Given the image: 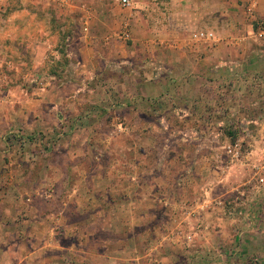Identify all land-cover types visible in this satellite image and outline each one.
Here are the masks:
<instances>
[{
  "label": "crops",
  "instance_id": "crops-1",
  "mask_svg": "<svg viewBox=\"0 0 264 264\" xmlns=\"http://www.w3.org/2000/svg\"><path fill=\"white\" fill-rule=\"evenodd\" d=\"M131 1L132 6H124L121 0H22L29 16L35 11L33 4L50 9L51 22L55 23L56 16H64L68 22L66 30L51 29L55 35L52 36L48 29H41V18L35 15L31 23L37 22L39 29L26 28L23 57L10 60L15 57L14 53L0 48V66L8 72L6 76L10 79L19 72L17 76L25 78L27 83L24 86L32 93L28 100L41 105V113H47L43 105L49 102L44 94L49 86L56 88L57 85L66 87L69 84L70 87L88 89L85 103L70 101L76 108H89L87 115L74 118L110 116L115 121H123L125 125L118 123L117 130L124 135H170L171 121L176 119L195 121L199 126V131L190 125L191 128L184 132L199 136L198 154L190 155L189 150L168 144L162 148V151H168L167 158L163 163L158 159V164L152 168L154 171L158 165L162 169H182L177 173L180 180L173 185L166 183L169 188L164 189L165 199L177 193L185 195L182 181L187 177L191 179L196 164H210L215 169L217 177L212 183L223 186L219 196L212 199L200 192L203 196L199 197L201 202L187 205L180 213L179 221L183 222L179 224L184 227L183 231H186L188 223L202 221L197 225L198 230L187 233L184 240L168 233L166 241L157 242L158 245L164 243L175 253L173 257L164 255L163 250L155 256L148 251L135 258H120L99 249V254L95 253L89 264H100V259L105 260V264H115L119 258L130 264H264V185L254 178L264 163L252 162L247 166L249 163L245 161L246 157L253 156L255 146L264 148V124L255 132L250 148L237 159L227 157L224 160L221 156L219 159L211 151L218 144L207 143L209 137L222 133L218 129L224 121L243 118L241 114L247 105H264V39L257 36V25L245 11L246 0ZM256 15L264 17V0H260ZM11 22L18 24L17 21ZM198 31L211 32L214 36L196 39L193 34ZM68 38L75 46L77 44V51L53 47L54 39ZM13 39L19 47L18 38ZM56 44L58 46V42ZM50 51L58 53L55 64L64 62L68 68L56 69L48 75L47 69L53 64ZM83 72L84 79H80ZM66 73L67 77L64 76ZM52 102L54 109L59 106L58 99ZM119 110H125L126 114L119 113ZM26 114L35 116L40 113L30 110ZM257 117L264 119V109ZM131 121L138 122L130 125ZM149 121H154L162 131L151 128ZM202 121H210L206 127L211 124L209 126L213 129H203ZM94 128L89 129V133L94 132ZM226 145H221L225 152ZM152 150L158 149L149 148L148 151ZM236 163H246L244 165L250 171L246 180H254V184L245 186L243 182L232 187L231 191L226 180L233 168L231 166ZM186 169H189L188 173ZM138 179L142 181L143 175ZM230 192L235 193L241 204V208L233 204L232 212L227 207L231 202L227 199ZM217 209L220 212H216ZM213 212H216L215 221L218 219L215 225H219L213 228L218 238L211 243L196 238V233L209 228L201 216L212 215ZM173 213L179 215L175 210ZM45 215L47 220L50 214L45 212ZM233 217H237L235 226L228 228L230 219L235 220ZM53 229L48 227L49 232ZM33 230L31 225L26 229L28 233ZM15 242L4 247L8 264H16L21 259V241ZM157 244L151 249L158 248ZM33 245L32 241L27 244L30 255L38 249L47 252L54 246L62 248L50 241L43 242L38 249ZM177 253L179 258H176ZM56 264L61 262L57 260Z\"/></svg>",
  "mask_w": 264,
  "mask_h": 264
},
{
  "label": "rangeland",
  "instance_id": "rangeland-1",
  "mask_svg": "<svg viewBox=\"0 0 264 264\" xmlns=\"http://www.w3.org/2000/svg\"><path fill=\"white\" fill-rule=\"evenodd\" d=\"M33 5L35 11L29 16L22 0H0V48L14 53L15 57L10 60L23 57L24 42H27L24 39L26 28L32 26L39 29L37 22L31 23L33 16L41 18V29H48L52 36L51 29L54 31L58 28L60 32L66 30L68 22L64 16H56L55 23L51 22L50 9L43 8L41 4ZM11 21H17L18 24ZM15 37L19 40V47L13 39ZM52 42L56 49L77 51V44L75 46L71 38L54 39ZM57 54L55 51L49 53L53 64L47 69L48 75L56 69L64 70L67 66L64 62L55 64ZM7 73L0 66V264H8L4 247L15 241H21L22 244L21 259L16 264H56L57 260L61 264H89L91 257L95 253L99 254V249L120 258H135L148 251L153 253L151 256H155L163 250L164 255L173 257L175 253L164 243L158 245L157 242L166 241L168 233L184 240L187 233L198 230L202 221L196 216L199 222L188 223L186 231H183L184 227L179 224L183 222L179 221L180 213L187 205L201 202L200 192L214 199L222 192L223 186L221 183H212L217 173L210 164H196L191 179L187 177V180L182 181L185 195L177 193L165 199L164 189L169 188L166 183L173 185L180 180L177 173L182 169L173 167L168 170L158 165L156 170L152 168L155 163L158 164V159L163 163L167 158L168 151H162V148L168 144L180 150H189L190 155L198 154L199 136L184 134L191 128L190 125L199 131L198 124L176 119L171 121L170 135H124L117 130L118 123L123 121H115L110 116L74 118L76 115H87L89 108H76L70 101L74 99L85 103L88 89L70 87L66 83V87L60 85L61 88L58 85L56 88L49 86L44 93L49 102L43 105L48 114L41 113V105L28 100L32 93L24 86L27 83L25 78H19L18 72L9 79ZM79 78L84 79V72ZM56 99L59 106L54 109L52 101ZM245 109L241 114L243 118L224 121L218 129L222 133L208 138L209 145L218 144L211 151L219 159L220 156L224 160L230 157L221 147L231 141L228 129L238 131L239 127L242 128L237 138H241L244 153L250 148L258 127L264 124L262 117L255 118L263 111V104H250ZM30 110L41 115L29 116L26 113ZM119 113L126 114L125 110H119ZM137 122L131 121L129 124ZM149 122L156 131L162 129L154 121ZM209 122H201L203 129H213L209 126L211 124L206 127ZM92 128L94 132L89 133ZM149 148L158 150L148 151ZM254 149L253 156L245 158L246 163H249H244L247 166H251L252 162L264 163L263 146H255ZM244 164L236 163L229 169L226 186L231 191L232 187L247 181L250 171ZM140 175H143L142 181L138 179ZM230 193L227 199L231 202L227 203V207L232 212L233 204L239 208L241 204L236 200L235 193ZM217 206L221 207V204ZM174 210L178 216L173 213ZM45 212L50 214L47 220ZM216 212H220L219 209ZM216 212L201 216L204 225H209V228L196 233V238L211 243L218 238L213 229L219 225H215L218 221L214 219ZM233 218L235 220L230 219L228 228L235 226L237 217ZM30 225L34 230L28 233L26 229ZM48 227H53V232H49ZM31 241L36 249L47 241L55 242L62 248L54 246L47 252L38 249L30 255L27 244ZM156 244L158 248L151 249ZM178 255L176 258H179ZM120 258L115 264H130ZM99 263L105 264V260L100 259Z\"/></svg>",
  "mask_w": 264,
  "mask_h": 264
},
{
  "label": "built area",
  "instance_id": "built-area-1",
  "mask_svg": "<svg viewBox=\"0 0 264 264\" xmlns=\"http://www.w3.org/2000/svg\"><path fill=\"white\" fill-rule=\"evenodd\" d=\"M53 1V0H49ZM122 4L124 6H132V1L131 0H121ZM260 4V0H246V5H245V11L247 15H249L252 19L253 22L257 25V31L256 34L259 38L264 39V17H258L256 15V11L258 9V6ZM194 38L196 39H208L212 38L214 36L213 33L211 32H203V31H198L193 34ZM242 141L241 138L235 139L234 142H229L225 147L227 153L232 157L233 159H237L241 156L243 153L242 151ZM255 181H258L259 183L264 185V167L257 171L255 175ZM254 180H248L245 182V186H252Z\"/></svg>",
  "mask_w": 264,
  "mask_h": 264
},
{
  "label": "trees",
  "instance_id": "trees-1",
  "mask_svg": "<svg viewBox=\"0 0 264 264\" xmlns=\"http://www.w3.org/2000/svg\"><path fill=\"white\" fill-rule=\"evenodd\" d=\"M228 130H227L228 135L231 137V141L230 142H234L235 139H237L239 132L241 133V131H243L241 127L238 128V131L237 130H234V131L233 130H229L228 131Z\"/></svg>",
  "mask_w": 264,
  "mask_h": 264
}]
</instances>
